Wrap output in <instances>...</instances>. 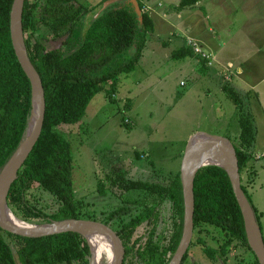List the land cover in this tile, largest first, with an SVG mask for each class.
<instances>
[{"label":"trees","instance_id":"trees-1","mask_svg":"<svg viewBox=\"0 0 264 264\" xmlns=\"http://www.w3.org/2000/svg\"><path fill=\"white\" fill-rule=\"evenodd\" d=\"M12 1L0 0V169L23 139L31 111L30 81L10 40ZM196 1L180 0L179 7L191 6ZM136 2L139 14L132 0H118L95 17L100 3L88 6L79 0H24L23 40L41 78L45 112L41 133L11 183L6 199L12 213L28 223L85 218L108 224L122 242V264H168L183 228L179 171L167 183L122 174L108 176V191L103 190L101 181L98 191L103 195L115 194L117 188L120 193L114 196L121 199L120 205L101 210L102 215L82 211V204L74 198L71 145L59 130L62 125L78 122L97 92L105 90L106 96L112 98V90L105 88V84H114L120 74L132 71L140 60L154 25L140 0ZM39 35L59 40L61 46L45 49ZM193 53L192 47L184 46L173 51L171 57L183 58ZM222 89L237 108L240 132L234 147L241 173L252 157L256 125L244 97L231 85L223 84ZM240 181L260 226V213L241 176ZM34 185L56 201L58 207L53 213L46 214L26 199ZM193 194V232L206 224L219 228L226 236L218 249L203 246L205 255L212 260L227 257L228 246L234 241L252 253L253 264H259L247 243L242 214L226 170L212 164L201 167L194 178ZM141 226L144 230L138 232ZM198 238L195 241L202 243ZM194 243L191 241L190 245ZM88 256V244L79 233L32 238L0 227V264H90Z\"/></svg>","mask_w":264,"mask_h":264},{"label":"rangeland","instance_id":"rangeland-1","mask_svg":"<svg viewBox=\"0 0 264 264\" xmlns=\"http://www.w3.org/2000/svg\"><path fill=\"white\" fill-rule=\"evenodd\" d=\"M79 1L97 6L102 0ZM141 1L144 11L153 20L154 28L146 37L142 56L135 68L120 74L114 84H105V88L112 90V98L106 96L105 90L97 92L78 122L59 127L71 145L74 198L82 204V211L98 215H102L101 210L108 211L120 205L121 199L114 196L120 193L117 188H114L115 194L103 192L106 193L103 195L98 191L100 181L104 182V191L110 187L108 176L122 174L133 179L167 183L177 171L180 173L186 142L198 131L223 135L233 144L238 143L237 108L221 89L220 78H213L211 67L206 71L204 63L198 64L196 48L189 56L171 57L178 48L192 47L188 37L191 34L185 31L188 23L178 24V11L183 13V19H187V15L191 18L205 10L214 17L208 20L216 24L217 14L224 26L214 25L215 33L224 27L232 33L238 23L236 16H231L229 11L230 4H237L236 0H229L230 3L219 0L218 5L211 3L212 0H203L198 7L187 8H180L176 3L178 0L172 5L170 3L174 0H161L163 5L156 4L157 0H149L155 2L154 6ZM39 40L48 50L61 46L59 40L43 39L41 35ZM198 56L203 57L201 54ZM243 97L245 107L250 106L252 110V97ZM256 125L254 145L264 148V125L260 118ZM254 145L252 157L240 176L252 204L260 213L259 223L264 238V153L253 152ZM136 154L141 155L137 157ZM26 199L46 214L53 213L58 207L52 196L36 185L28 191ZM143 230L141 226L138 232ZM197 237L202 243L195 241ZM225 238L217 227L197 226L191 240L195 243L190 245L186 258L180 264H253L252 253L234 241L228 246L227 257L212 260L205 255L203 246L218 249ZM88 248L90 263L92 252L89 244Z\"/></svg>","mask_w":264,"mask_h":264},{"label":"water","instance_id":"water-1","mask_svg":"<svg viewBox=\"0 0 264 264\" xmlns=\"http://www.w3.org/2000/svg\"><path fill=\"white\" fill-rule=\"evenodd\" d=\"M118 0H104L95 17ZM136 12H141L136 0H132ZM24 0H13L10 10V40L21 68L27 75L31 86V111L27 129L18 147L0 169V192L3 201L0 207V227L11 233L25 237H41L63 232H75L84 236V232L97 230L105 234L113 247L114 258L110 264H122L124 248L117 233L101 221L85 218H68L46 223H12L3 212L9 211L7 193L16 179L18 170L36 143L42 129L45 97L41 78L31 63L23 40L22 11ZM217 165L224 168L229 176L233 193L239 205L247 243L259 264H264V239L254 211L241 188L240 173L236 150L233 142L226 136L202 131L193 133L187 140L180 162V180L184 205L183 228L178 246L168 264H180L187 251L193 234L194 194L193 185L197 171L205 165ZM13 214V213H12ZM85 237V236H84ZM86 239V237H85ZM87 240V239H86ZM88 242V240H87ZM89 244V242H88Z\"/></svg>","mask_w":264,"mask_h":264},{"label":"crops","instance_id":"crops-1","mask_svg":"<svg viewBox=\"0 0 264 264\" xmlns=\"http://www.w3.org/2000/svg\"><path fill=\"white\" fill-rule=\"evenodd\" d=\"M144 1L147 6L149 4L154 6L158 2L163 5L161 0H157L156 4L149 0ZM202 1L198 0L191 6L180 8L198 7ZM140 2L142 3L141 0ZM174 2L176 1L174 0L170 4L172 5ZM179 2L180 0L176 3L179 5ZM210 2L214 3V5L219 4V0ZM236 3L230 4L229 11L231 16H236V22L238 23L232 33H229L227 27L215 33L214 25L219 24L220 27H223L224 24L220 22L217 14V24L214 21L211 23L208 20L211 15L209 16L205 10L200 12V14L198 13V15H192L191 18L187 15V19H183V13L178 11L176 19H178V24L188 23L185 26V31L191 34L188 37L192 48L197 49L195 57L198 64L199 62L204 63L206 71L211 67L213 78H220L221 89L223 84H228L237 90L240 95L252 97L254 108L252 110L250 106L247 108L253 113L255 125L258 118L264 125V117H262L264 116V0H236ZM142 5L144 6V4ZM177 9L179 10V7ZM207 24H209L208 27ZM185 44L182 43V45ZM199 54L204 58L198 56ZM262 141L264 143V137ZM255 149L253 152L263 151L264 153V150H262L264 148L255 147Z\"/></svg>","mask_w":264,"mask_h":264},{"label":"bare ground","instance_id":"bare-ground-1","mask_svg":"<svg viewBox=\"0 0 264 264\" xmlns=\"http://www.w3.org/2000/svg\"><path fill=\"white\" fill-rule=\"evenodd\" d=\"M3 201V191L0 192V207L2 205ZM3 214L14 224H19V225H26V222L23 221L22 219L18 218L14 214L10 213L8 210L3 212ZM31 224V223H29ZM84 236H86L89 246L91 248V259H90V264H110L114 258V250L111 245V242L109 238L101 233L100 231L97 230H89L87 232H84Z\"/></svg>","mask_w":264,"mask_h":264},{"label":"built area","instance_id":"built-area-1","mask_svg":"<svg viewBox=\"0 0 264 264\" xmlns=\"http://www.w3.org/2000/svg\"><path fill=\"white\" fill-rule=\"evenodd\" d=\"M197 50V49H196Z\"/></svg>","mask_w":264,"mask_h":264}]
</instances>
